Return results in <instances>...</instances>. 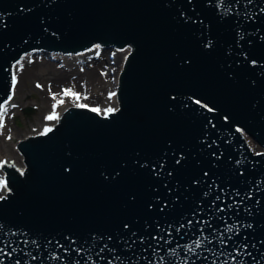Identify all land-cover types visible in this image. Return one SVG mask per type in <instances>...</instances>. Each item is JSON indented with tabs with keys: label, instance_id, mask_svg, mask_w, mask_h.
Wrapping results in <instances>:
<instances>
[{
	"label": "water",
	"instance_id": "1",
	"mask_svg": "<svg viewBox=\"0 0 264 264\" xmlns=\"http://www.w3.org/2000/svg\"><path fill=\"white\" fill-rule=\"evenodd\" d=\"M95 46L128 48L115 111L16 139L0 264H264V0H0V103Z\"/></svg>",
	"mask_w": 264,
	"mask_h": 264
},
{
	"label": "rangeland",
	"instance_id": "2",
	"mask_svg": "<svg viewBox=\"0 0 264 264\" xmlns=\"http://www.w3.org/2000/svg\"><path fill=\"white\" fill-rule=\"evenodd\" d=\"M124 49H128V48L124 47ZM124 49L117 50V49H108L106 47L105 49H102L100 46L95 50L90 48V50L86 52V57L88 59L87 61H92L98 64L97 65L99 69L98 75L100 76L99 78L92 79V82L90 81L92 87L85 88L86 91H88V93L82 94V97L84 101H87L86 102L87 105H89L91 102L92 103L95 102L96 104H94L93 106L99 109V112L105 111L106 108L107 109L109 108V106L101 107L102 104L100 105V103L97 102L96 99L90 97V95L97 93L99 96L102 97L106 96L110 98V93L113 92V89L111 91L110 90L106 91L105 89H107L106 87L111 86L108 83V79L112 82L116 81V79H114L116 77L114 71L116 70V66L120 64L119 65L120 68L121 64H123L122 60H124V55L122 52L124 51ZM94 54L96 55V57H100V58H98L97 60L96 57L93 56ZM108 54L112 55L111 60H108V58H106L107 56H109ZM50 55H48V52H42V50L37 53L27 52V55L24 56L22 55L21 60H18V62L21 63L20 65L22 66L23 63L27 61V58L34 59V57L38 56V59H42L43 61L47 62L48 65L39 66L38 69L35 70L36 74L31 76L29 75V77L27 78L22 77L20 78V80L17 81L16 88L14 91H12L11 101H9V104L7 106V112L4 115V126H3V130H1L0 132V153L3 154V156L5 155L11 156V158L17 164L22 163L21 162L22 157L20 156V153L17 152L18 148H15L16 139L24 137L25 134L27 135L30 132L35 133V131L36 132L40 131L41 127L38 126L39 119L48 116L47 115L48 113L49 114L52 113V109H50L51 107L50 99H52L55 96V94L59 92L60 86H65V85L67 86L66 80L62 82L58 80L57 77H55L56 78L55 80H53L52 77L58 76L60 70H62L65 66H67L68 68L69 66L66 65L67 64L66 61L72 60L73 57H69L67 59L66 58L61 59L58 55L57 56L52 55V53ZM61 64H63V68ZM20 65L18 66V69L21 67ZM119 70H117V72ZM85 78H87V76H84V79ZM84 79L82 80L83 82L81 81L82 83L87 81V79H85V81ZM103 80L105 81L103 82ZM46 81H48L47 86H50L48 90L44 89V86L46 85ZM38 84L40 85V87H37ZM75 87H77V89L79 88L78 90L81 91L80 87L75 85L73 89ZM50 89L55 90L54 92H51V96L49 94ZM77 89L75 88V90L79 92ZM86 103L83 102L82 104H86ZM62 104L63 105L59 108L60 110H62V107L66 106V104L70 105V102L66 100V101H62ZM73 105H76V103H73ZM27 106L31 108L33 107V109H31V111L25 112L24 109L28 108ZM39 127L40 129H38ZM245 137L248 138V143H250L251 148H254L253 150L261 149V147H259L257 142L254 143L252 141V138L247 137V135Z\"/></svg>",
	"mask_w": 264,
	"mask_h": 264
},
{
	"label": "bare ground",
	"instance_id": "3",
	"mask_svg": "<svg viewBox=\"0 0 264 264\" xmlns=\"http://www.w3.org/2000/svg\"><path fill=\"white\" fill-rule=\"evenodd\" d=\"M97 48H99V46H95L94 48H91V49H93V50H95V49H97ZM128 49H124V51L122 52L123 53V55H125V53H126V51H127ZM86 52V51H85ZM88 52V51H87ZM103 52V51H102ZM109 55V54H108ZM94 57H96V55L94 54L93 55ZM72 57V56H71ZM111 57H112V55H109V56H107L106 58H108V60H111ZM22 58V57H21ZM63 58V57H62ZM61 58V59H62ZM69 58V57H68ZM98 58H100V57H96V59L98 60ZM110 58V59H109ZM67 59V58H66ZM93 59V58H92ZM88 59H87V57H86V53H84V54H81L80 56H74L73 58H72V60H70V61H66V65H68L69 67L67 68V66H65L64 68H63V64H61L62 65V70H60V72H59V74H58V76H53L52 78H53V80H55L56 78L55 77H57L58 78V80H60V81H64V80H66L67 81V86H65V89H70L71 91H73V92H75L74 90H75V88L77 89V87H75L74 89H73V87H74V85L75 86H78V87H80V90L81 91H79L78 89V91L79 92H82V93H80L81 95H80V98L77 100L75 97H73V96H70V95H64L63 94V91H61L62 89L60 88V90H59V92H57L56 94H55V96L54 95H52V96H54L52 99H50V109H52V113H53V105L55 104L56 105V108H55V115H56V117H57V115H58V113H59V108L63 105L61 102H59V101H69L70 102V104H71V102L72 103H76V104H79V103H86L87 101H84L83 100V97H82V94H87L88 93V91H86V89L85 88H89V87H92V84H91V82H92V79H95V78H99V76L100 75H98L99 74V69H98V64H96L95 62H92V61H87ZM20 62H22V61H20ZM110 62H113V61H110ZM21 63H19L18 62V66L20 65ZM114 64V63H113ZM46 65H48L47 64V62H45V61H43L42 59H38V56H36V57H34V59L32 58H27V61L25 62V63H23V65L18 69V66L16 67V69H18L17 71H15V76H16V83H17V81L18 80H20V78H22V77H24V78H27V77H29V75L31 76V75H34V74H36V72H35V70H37L38 69V67L39 66H46ZM120 65V64H119ZM119 65L118 66H116V70L114 71V74L116 75V77H117V70H119L120 68H119ZM109 74V73H108ZM87 76V78H85V79H87V81H85V79H84V76ZM114 78V79H118V78ZM71 78V79H70ZM84 79V83H82L83 80ZM90 79V80H89ZM50 80V79H49ZM52 80V81H53ZM82 81V82H81ZM91 81V82H90ZM105 80H103V82H104ZM48 81H46V85L44 86V89H46V90H48L49 88H50V86H47L48 85V83H47ZM108 83L111 85V86H109V87H111V88H109V87H106L107 89H105L106 91H111L112 89H113V91H114V86L116 85V81H110L109 79H108ZM60 84H62V83H60ZM78 84V85H77ZM16 85L17 84H15L14 86H13V89L15 90V88H16ZM83 85V86H82ZM55 90H53V89H50L49 90V94H50V96H51V92H54ZM77 93V92H76ZM110 94H114L113 92H111ZM85 96H87V95H85ZM90 97H92V98H94V99H96L97 100V102H99L100 103V105L102 104V106L101 107H106V106H109V108L112 106V107H114L115 106V99L116 98H114V95H111V97L110 98H108V97H106V96H104V97H102V96H99L97 93H94L93 95H90ZM50 98V97H49ZM70 99V100H69ZM88 100V99H87ZM78 102V103H77ZM8 104H9V102L5 105V107L7 108V106H8ZM88 104H89V101H88ZM94 104H96L95 102L94 103H90L89 105L91 106V105H94ZM47 112H48V110H47ZM47 115H50L49 113L47 114ZM52 121L53 120H46L45 119V117H43V118H41V119H39V123H38V126H40L41 127V129L42 128H44V126H48L49 125V123H52ZM37 125V124H36ZM40 127L38 128V129H40ZM1 130H3V127L2 128H0V132H1ZM259 150V149H258ZM18 152V151H17ZM8 159H10V160H12L13 161V159L11 158V156H7V155H5V156H3V154H1L0 153V160H2V161H8ZM1 169H0V180H1Z\"/></svg>",
	"mask_w": 264,
	"mask_h": 264
},
{
	"label": "snow or ice",
	"instance_id": "4",
	"mask_svg": "<svg viewBox=\"0 0 264 264\" xmlns=\"http://www.w3.org/2000/svg\"><path fill=\"white\" fill-rule=\"evenodd\" d=\"M12 83H13V85L16 84V76H15V74H13V76H12ZM37 87H40V85L38 84ZM63 94L64 95L73 96L77 100L80 98L78 93L73 92L70 89L63 90ZM111 95H113V94H110V97H111ZM8 100H11V96L8 97ZM8 100L4 101V103H0V128H2L4 126V115L7 112V108L5 107V105L8 103ZM59 102L62 103V101H59ZM197 103H199V102H197ZM77 107H87V105L78 104ZM55 108H56V105L54 104L53 105V113L48 115V116H46L45 117L46 120H54V119L57 118L56 115H55ZM91 110L94 111V112L99 111V109H97V108H92ZM112 111H115V109L109 108V109L105 110V114H107L108 112H112ZM48 131H51V129L46 127L44 129V132L47 133ZM2 163L3 162L0 161V164H2ZM3 185H4V181L0 180V186H3ZM222 243H223V241H222ZM233 259H235V257H233Z\"/></svg>",
	"mask_w": 264,
	"mask_h": 264
}]
</instances>
